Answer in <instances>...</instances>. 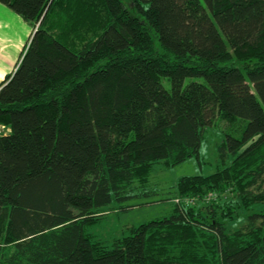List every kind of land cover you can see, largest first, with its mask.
Returning a JSON list of instances; mask_svg holds the SVG:
<instances>
[{
    "label": "trees",
    "instance_id": "obj_1",
    "mask_svg": "<svg viewBox=\"0 0 264 264\" xmlns=\"http://www.w3.org/2000/svg\"><path fill=\"white\" fill-rule=\"evenodd\" d=\"M126 1L0 0L32 30L0 84V264H264V0ZM217 124L226 165L171 214L85 235Z\"/></svg>",
    "mask_w": 264,
    "mask_h": 264
},
{
    "label": "rangeland",
    "instance_id": "obj_2",
    "mask_svg": "<svg viewBox=\"0 0 264 264\" xmlns=\"http://www.w3.org/2000/svg\"><path fill=\"white\" fill-rule=\"evenodd\" d=\"M121 1L127 2L126 0ZM163 84L168 87L165 81ZM222 141V126L217 124L207 128L202 135L198 160L190 158L175 167H164L161 163L154 165L147 187V190L154 195L123 203V205L130 206L127 210H120L121 204L113 202L103 209L104 213L99 221L85 226V235L110 246L116 238L128 236L132 227L171 214L174 206L179 202L173 191H175V184L180 178L196 175L206 176L226 165L227 162L224 164L220 162L217 153V147ZM144 203L148 204L142 205ZM193 203L194 201H189L187 204ZM238 215L239 218L228 224L231 230L246 223V212L239 211Z\"/></svg>",
    "mask_w": 264,
    "mask_h": 264
},
{
    "label": "crops",
    "instance_id": "obj_3",
    "mask_svg": "<svg viewBox=\"0 0 264 264\" xmlns=\"http://www.w3.org/2000/svg\"><path fill=\"white\" fill-rule=\"evenodd\" d=\"M31 31L18 15L0 4V84L14 69Z\"/></svg>",
    "mask_w": 264,
    "mask_h": 264
}]
</instances>
